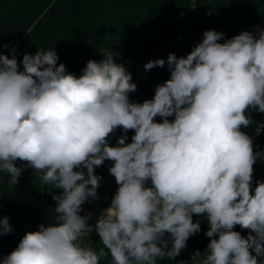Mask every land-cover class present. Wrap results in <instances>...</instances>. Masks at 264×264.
Returning <instances> with one entry per match:
<instances>
[{
	"label": "clouds",
	"instance_id": "9594fccd",
	"mask_svg": "<svg viewBox=\"0 0 264 264\" xmlns=\"http://www.w3.org/2000/svg\"><path fill=\"white\" fill-rule=\"evenodd\" d=\"M223 35L207 30L186 58L148 61L146 72L167 63L170 78L143 103L129 101L137 85L111 50L79 77L57 66L53 50L25 54L22 71L14 50L0 54V172L14 187L22 172L15 162L23 161L62 190L52 197L54 222L26 233L2 264H100L109 255L110 264H157L200 232L193 214L210 226L198 264H264V182L254 194L251 187L264 153L241 130L253 123L249 109L264 113V30L219 43ZM117 128L134 130L132 142L121 136L108 146ZM105 160L119 187L92 225V213L80 212L97 196L94 167ZM93 231L99 251L84 243ZM10 232L5 217L0 235Z\"/></svg>",
	"mask_w": 264,
	"mask_h": 264
},
{
	"label": "trees",
	"instance_id": "16d2710c",
	"mask_svg": "<svg viewBox=\"0 0 264 264\" xmlns=\"http://www.w3.org/2000/svg\"><path fill=\"white\" fill-rule=\"evenodd\" d=\"M207 30L224 34L219 43L244 31L256 35L264 30V0H0V54L12 58L14 50L19 70H23L25 54L53 50L58 55L57 66L63 63L67 73L79 77L89 60L99 62L103 59L101 52L108 49L118 53L113 57L115 62L125 67L137 85V90L129 94L132 103L153 99L156 87L170 78L167 63L146 72L148 61H167L170 53L186 58ZM248 114L253 123L241 130L252 138L254 152L264 153V129L257 130L264 113L249 109ZM154 119L162 122L159 116ZM167 119L171 122L174 116ZM133 135L134 130L125 133L117 128L107 138L108 146H117L121 136L127 137L126 144L131 143ZM15 164L22 168L18 183L10 187V176L0 172V197L7 216L21 220L19 244L26 233L54 222L56 201L52 197L62 190L43 184L26 162L17 160ZM112 165L105 160L94 167V174L100 177L97 217L110 207L119 187L109 172ZM253 168L254 194L257 182H264V156L257 158ZM197 221L201 230L188 239L180 255L158 260L157 264H198L211 238L206 236L210 227L206 217L193 214V222ZM233 230L244 237L250 234L239 225ZM89 239L96 251L104 247L95 231ZM163 239L170 241V234L165 233ZM195 251L201 257H195ZM258 259L264 261V257ZM110 260V255L101 258L100 264H110Z\"/></svg>",
	"mask_w": 264,
	"mask_h": 264
},
{
	"label": "built area",
	"instance_id": "2783aa9c",
	"mask_svg": "<svg viewBox=\"0 0 264 264\" xmlns=\"http://www.w3.org/2000/svg\"><path fill=\"white\" fill-rule=\"evenodd\" d=\"M264 129V118H262L258 125L257 130L261 132ZM84 215L90 213L86 209H82L81 211ZM7 217L9 225L11 227V232L5 235H0V264H2L3 258L8 256L12 251H14L18 246V236L22 230L21 220L15 217H9L5 213V203L0 197V220ZM94 215L90 218V222H92ZM198 252L195 251L194 254Z\"/></svg>",
	"mask_w": 264,
	"mask_h": 264
},
{
	"label": "crops",
	"instance_id": "0c3cea01",
	"mask_svg": "<svg viewBox=\"0 0 264 264\" xmlns=\"http://www.w3.org/2000/svg\"><path fill=\"white\" fill-rule=\"evenodd\" d=\"M96 202H97V198H96ZM83 208L88 210L90 213H92L94 215V217H97V205L89 203V202H85L82 205V209ZM80 215L85 216L82 212H80ZM88 222H89V224H91L93 222V220H92V222H90V220Z\"/></svg>",
	"mask_w": 264,
	"mask_h": 264
},
{
	"label": "rangeland",
	"instance_id": "374dc122",
	"mask_svg": "<svg viewBox=\"0 0 264 264\" xmlns=\"http://www.w3.org/2000/svg\"><path fill=\"white\" fill-rule=\"evenodd\" d=\"M85 172H86V170H85ZM96 198H97V197H96ZM96 198H95V199L89 198V201H90L89 203H92V204L97 205ZM97 219H98V217H94L92 223L95 224ZM92 223H91V224H92ZM84 243H85V244H90L89 234H88V236L85 238Z\"/></svg>",
	"mask_w": 264,
	"mask_h": 264
}]
</instances>
